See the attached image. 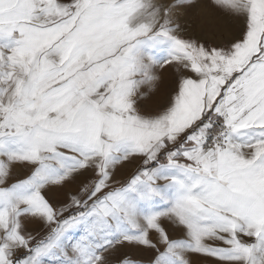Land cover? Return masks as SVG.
<instances>
[{
	"label": "snow or ice",
	"instance_id": "1",
	"mask_svg": "<svg viewBox=\"0 0 264 264\" xmlns=\"http://www.w3.org/2000/svg\"><path fill=\"white\" fill-rule=\"evenodd\" d=\"M161 71L177 88L145 110ZM128 247L264 264V0H0V264Z\"/></svg>",
	"mask_w": 264,
	"mask_h": 264
},
{
	"label": "rangeland",
	"instance_id": "2",
	"mask_svg": "<svg viewBox=\"0 0 264 264\" xmlns=\"http://www.w3.org/2000/svg\"><path fill=\"white\" fill-rule=\"evenodd\" d=\"M211 15L215 17L212 21V27L210 28V33L215 31H223L224 33L235 32L239 35L242 30L243 24L241 21L234 20L226 13L223 12H212ZM161 81L158 85V88L147 94L146 98L143 100L141 107L145 110H156L159 107H162L167 103L169 97L174 94L177 88V76L170 71H161ZM145 93H148L147 88L143 90ZM14 173L20 178H23L25 175V170L15 167L13 169ZM134 171L133 167L122 169L118 173V178L125 180L130 177L131 173ZM77 190V186L69 185L64 189L65 195H62L56 198L55 202L66 203L68 200V193H74ZM35 226H30V230H33ZM175 238V237H174ZM118 255H126L128 258H131L134 261H137V264L146 260L148 258L147 253L138 248H124L121 249ZM207 264H214V261H208Z\"/></svg>",
	"mask_w": 264,
	"mask_h": 264
}]
</instances>
